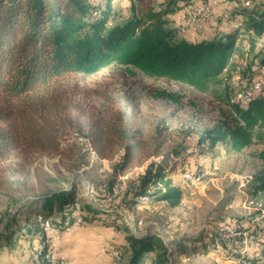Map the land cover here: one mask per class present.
I'll return each mask as SVG.
<instances>
[{
	"label": "trees",
	"instance_id": "16d2710c",
	"mask_svg": "<svg viewBox=\"0 0 264 264\" xmlns=\"http://www.w3.org/2000/svg\"><path fill=\"white\" fill-rule=\"evenodd\" d=\"M176 2L165 0L156 8L153 0H133L132 15L113 22L112 0H0V122L4 124L0 128V154L20 150L71 159L85 152L84 138L99 159L112 158L118 148L123 151L115 170L135 167L146 156L148 140L129 125L122 111L100 108L73 91L76 73L95 72L109 64L134 67L149 77L189 85L226 104L222 108L224 118L200 132V143L210 147L226 143L239 152L255 141L264 142V93L245 104L232 101L229 93L237 69L234 55L242 53L238 43L248 38L253 48L264 34V9L254 12L251 7L237 6L231 16H246L245 22L236 18L228 29L211 38L188 41L168 18L181 8ZM146 95L178 102L177 96L166 90H149ZM150 182L155 187L153 192L148 188ZM253 182L258 194L253 202L264 205V164ZM115 184V180L109 184V194L117 190ZM134 189L139 195L136 198L155 197L172 206L182 197L181 187L165 179L160 164H151ZM73 193L57 190L45 194L38 200L43 207L39 215L61 231H66L78 216H83L82 223L101 217L115 223L121 218L113 208L83 202ZM236 222L253 237L261 233L256 226H245L243 220ZM35 225L41 229L38 219L25 224L26 237L36 235ZM146 231L128 235L126 264H144L151 253L150 264H174L164 238ZM5 237L11 245V238ZM217 237L210 245L216 248L220 240L221 247L225 246V240ZM3 246L0 244V252ZM38 255L45 264H52L46 257V247ZM235 258V264H264V246Z\"/></svg>",
	"mask_w": 264,
	"mask_h": 264
},
{
	"label": "rangeland",
	"instance_id": "374dc122",
	"mask_svg": "<svg viewBox=\"0 0 264 264\" xmlns=\"http://www.w3.org/2000/svg\"><path fill=\"white\" fill-rule=\"evenodd\" d=\"M132 1L112 0L113 22L132 15ZM230 1L234 2L232 7L226 6L230 10L244 2ZM251 1L254 12L264 9V0ZM164 2L153 0L156 8ZM233 18H239L240 22L247 20L246 16ZM175 19L179 22L180 36L190 30L205 29L204 22L195 28L187 25L189 14L186 11ZM211 33L208 31L206 37ZM238 44L242 53L234 55L237 69L230 81L229 93L232 101L245 104L246 90L253 81L260 82V88L253 94L264 93V66L261 65L264 34L253 48L248 38ZM247 74L251 76L248 78ZM73 82V91L79 97L100 108L111 107L125 114L129 125L148 140L146 156L131 169L115 170L123 151L118 148L112 158L99 159L84 138L81 141L85 152L71 159L20 150L0 154V235L3 236L0 244L4 245L0 264H34L36 260L41 261L38 253L44 247L52 264H126L130 250L128 235L146 230L147 234L157 233L164 238L166 252L174 264H235V255L264 246V205L253 202L258 198L253 178L264 164V142L255 141L239 152L226 143L210 147L199 142L203 129L224 118L222 108H226V104L189 85L149 77L134 67L117 64L95 72H78ZM149 90L174 93L178 102L149 97L146 95ZM2 126L0 122V128ZM151 164H160L165 179L170 178L181 187L178 205L172 206L155 197L136 198L139 196L134 194L136 181ZM187 174H195L196 179ZM113 180L117 190L109 194ZM148 185L153 192V184ZM57 190L73 191L74 197L83 202L92 201L100 208H113L121 218L115 223L102 217L91 219L65 234L53 225V230H47L42 227L45 218L39 215L43 207L38 200ZM78 212L81 215L80 208ZM37 219L41 229L35 225L36 235L26 237L25 224H34ZM236 220H243L250 228L256 226L261 233L253 237L248 230L239 229ZM11 232L15 236L11 237ZM56 233L61 234L57 237ZM216 234L217 239L221 236L225 240L221 239L226 242L225 246L221 247L220 240L216 248L210 245ZM5 235L11 238V245L6 243ZM153 255L147 254L144 264H150Z\"/></svg>",
	"mask_w": 264,
	"mask_h": 264
},
{
	"label": "crops",
	"instance_id": "0c3cea01",
	"mask_svg": "<svg viewBox=\"0 0 264 264\" xmlns=\"http://www.w3.org/2000/svg\"><path fill=\"white\" fill-rule=\"evenodd\" d=\"M185 1L186 0H177L176 3L181 8L178 9V11L176 13L169 14V16H168V18L170 19V24L174 27H178V25H179V22H177L178 20L175 19V16L179 15L180 13L185 14V11H187L188 3H186V5H183ZM200 1H202V0H200ZM206 3H208L211 6L212 14L207 16V17L206 16L203 17L197 24V26L200 27L202 25V22H204V28L205 29L203 31L200 30L199 32L193 31V30L186 32L187 35H183L182 37H184L188 41H198V40H202V39H206V38H211L214 34L229 28V25H230V23L232 21V17H233V16H231L232 9L230 10L228 7H226V6H228L226 4L220 3V4L213 5L214 3L211 0H208ZM229 6L232 7L233 5H229ZM229 18H231V19H229ZM233 20H234V18H233ZM197 26H195V27H197ZM195 27H193V28H195ZM208 31H211L212 33H211V35L208 34V36L206 37V35H207L206 33H208ZM188 35L191 36V38H193V37H195V38H193L191 40ZM69 261H71V258H69Z\"/></svg>",
	"mask_w": 264,
	"mask_h": 264
},
{
	"label": "bare ground",
	"instance_id": "6f19581e",
	"mask_svg": "<svg viewBox=\"0 0 264 264\" xmlns=\"http://www.w3.org/2000/svg\"><path fill=\"white\" fill-rule=\"evenodd\" d=\"M215 5V4H226L228 3V5H234V2H231L230 0H211ZM226 2V3H225ZM246 2H248L249 5L244 4V2L242 3V7L245 8H249L252 7L253 5L251 4L252 1L251 0H246ZM203 6H204V11H203ZM211 6L206 3V2H202V1H196V2H190L187 6V13L189 14V20L187 25H189L190 27H195L197 26L198 22L205 16L209 15L211 13ZM258 92V91H257ZM256 95V94H255ZM254 97V94L249 95L247 97V99L245 100L246 103L251 100ZM196 179V178H195ZM191 180V179H190ZM196 184V183H194ZM198 184V183H197ZM145 199V198H144ZM49 220L48 219H44L42 226L47 229H49ZM83 224L82 223V217L78 216L73 222L72 224L67 228H74L76 226H79ZM66 229V230H67Z\"/></svg>",
	"mask_w": 264,
	"mask_h": 264
},
{
	"label": "built area",
	"instance_id": "2783aa9c",
	"mask_svg": "<svg viewBox=\"0 0 264 264\" xmlns=\"http://www.w3.org/2000/svg\"><path fill=\"white\" fill-rule=\"evenodd\" d=\"M225 3H226V2H225ZM244 4L249 5L248 2H246V0H244ZM226 5H228V3H226ZM203 11H204V6H203ZM248 88H249V89L246 90V93H245L246 98H247L249 95H252V94L255 92L256 89L260 88V82H258V81H253V82H252V85H250ZM187 175H189L190 178H194V179H195V174H187ZM197 181H198V180H197ZM49 229H50V230H53V226H52L51 223H49ZM70 232H72V229H70V230H68V231H61L62 234L70 233ZM61 233H56V234L58 235L57 237H59Z\"/></svg>",
	"mask_w": 264,
	"mask_h": 264
}]
</instances>
